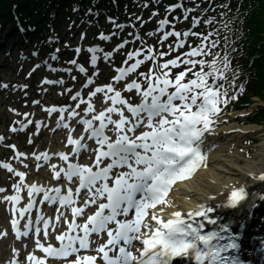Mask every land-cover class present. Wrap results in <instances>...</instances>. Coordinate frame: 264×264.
Listing matches in <instances>:
<instances>
[{"label": "snow or ice", "instance_id": "1", "mask_svg": "<svg viewBox=\"0 0 264 264\" xmlns=\"http://www.w3.org/2000/svg\"><path fill=\"white\" fill-rule=\"evenodd\" d=\"M176 7L170 6L166 12H171ZM179 7L183 9L184 19H188L186 14L190 12V8L183 4ZM223 7L228 8L230 5L225 4ZM156 14L153 12V15ZM136 19L140 20V17ZM179 19L180 17H174L173 21L160 20V29L163 30L168 24L174 25V21ZM109 20L114 22V18L109 17ZM200 20V17H193L191 23L196 25ZM152 34L147 33L149 36ZM101 35L103 39H108ZM188 35L190 33L187 31H163L161 43L169 36L178 38L174 44L169 45L170 53L174 47H183L186 40L182 37ZM216 46L217 41L205 35L199 45L162 62L158 58L168 53L154 51L152 47L129 51L124 62H134L127 67L116 68L118 75H114L112 79L117 83H108L95 87L94 91L89 90V98L97 93H104L105 96L114 93L109 99L113 105L119 104V107L101 106L98 115H93L91 119H81L78 123L87 126L85 134L77 139H73L71 135L68 137L69 144L77 147L68 154H58L63 161H68L61 180L66 179L71 184L78 185L75 193L80 195L81 205L72 206V187L67 189V194L62 193L59 187L43 191L44 200L69 206L73 217L80 216L82 219L79 223L73 220L67 230L61 226L60 231L50 234L46 231L49 222L42 215H36L33 219L31 210L34 201L29 199L27 205L22 206L18 213L20 218L26 220L22 230L18 227V220H12L17 237L31 239L30 231L41 233L42 224L45 229L44 237L51 239L54 235V241L59 243H48L45 246L37 240L35 247L41 249L45 255L38 256L29 251L26 253V260L19 258V250L14 249L9 264H173L176 259L183 260L184 264H193V261L194 264H241L238 256L230 251L238 250L240 245L236 236L231 233L227 236L224 234L227 225L220 224L218 230H203L205 221L212 225L217 224L218 218H212L209 213L229 205L236 207L245 200L247 192L244 186L231 189L230 197L220 199L215 207L205 202L184 215L179 210L172 212L168 219L157 215V212L164 211L162 206H157L168 202L166 197L170 187L177 181L187 179L200 167L206 166V156L201 147L203 138L219 118L222 106L234 99L224 89L223 84L217 83L219 76L214 75L219 71L216 57L211 61L196 59L209 56L211 49ZM120 47L122 45L117 46V50ZM75 51L79 52L80 49ZM141 53L144 60L153 62L147 73L135 71L142 63L138 58ZM217 56L226 70L228 57L220 54ZM111 57L112 52L104 54L105 60ZM71 63L75 64L76 61ZM91 63H97L95 55L92 56ZM179 65L184 66L183 70L173 72V68ZM196 65L201 66L200 70L193 71L192 68ZM206 66L207 71L204 70ZM79 70L86 74L83 67ZM189 72L192 78L185 79ZM141 76L144 77L146 86L138 82ZM235 79L233 75V82ZM49 83L62 84L63 81ZM87 83H93L91 77ZM118 85L121 89L137 95L138 102L122 97V92L117 90ZM243 89L244 85L241 84L237 91ZM72 99L87 103L84 112L94 111L92 103L84 101L80 92ZM60 111L63 113L64 108L61 107ZM113 114L116 118H113ZM78 115L73 110L69 113V119ZM97 120L99 123L95 124L94 121ZM61 125L63 126V119ZM3 139L0 137V140ZM87 140L94 143L89 146L85 142ZM84 154H89V163L69 161V155L75 161ZM3 167L14 171L10 164L5 163ZM16 174L23 181L25 173ZM56 175L60 177L61 174L57 171ZM253 178L264 181V173ZM13 187L16 194L6 195L3 199L18 203L24 185L20 183ZM27 188L29 198L41 191L34 184ZM81 189L86 191L81 194ZM0 192H4V189L0 188ZM216 199L210 197V200ZM90 205H95V208H90ZM27 246L25 242L24 247Z\"/></svg>", "mask_w": 264, "mask_h": 264}, {"label": "bare ground", "instance_id": "2", "mask_svg": "<svg viewBox=\"0 0 264 264\" xmlns=\"http://www.w3.org/2000/svg\"><path fill=\"white\" fill-rule=\"evenodd\" d=\"M102 106H114L107 101L101 102ZM116 107H119L117 105ZM96 109L93 111L95 113ZM98 115V113H96ZM107 115V113H106ZM113 118L115 114H113ZM236 119L230 116L229 121L222 120L216 127L217 138L211 144H208L205 149H202L206 156V166H202L195 171L193 175L187 179L177 181L167 197V203L160 205L163 207V212H157L164 219L171 218V213L174 211H181L184 215L187 211L194 209L198 204L205 202L211 203L213 206L223 199L227 191L234 187L245 186L247 182H257L259 179H254L264 173V130L253 125H245L235 127ZM252 135L260 142L255 148L254 154L245 158V154L238 151V145L241 140L245 139V135ZM234 148V149H233ZM255 191V188L251 190ZM210 197H216V200H210ZM262 203L259 202L258 210L250 212L252 214V229L258 227L257 218L261 211ZM158 207V208H159ZM152 211V210H151ZM64 215H61V214ZM247 212V214H249ZM58 218L55 221L52 233H56L62 228L65 230V223L67 216L66 211H59ZM260 224V223H259ZM259 228V227H258ZM254 230V229H253ZM263 233V230L258 231V238ZM52 237V236H51ZM256 238V245L264 244L263 238ZM53 239V238H52ZM48 238L34 239L39 240L40 243L47 245L53 243L54 240ZM257 247V246H256ZM24 250L23 248H21ZM34 253H40L39 248H30Z\"/></svg>", "mask_w": 264, "mask_h": 264}, {"label": "trees", "instance_id": "3", "mask_svg": "<svg viewBox=\"0 0 264 264\" xmlns=\"http://www.w3.org/2000/svg\"><path fill=\"white\" fill-rule=\"evenodd\" d=\"M23 1L27 4V0H0V19L10 20L12 5L19 6ZM187 1H197L200 7L210 3L208 13L212 14L214 26L225 37L228 49L233 55L234 68L238 69L241 75L247 76L243 79L245 83L247 82V93L241 102L248 103L253 96L264 101V0ZM34 4L37 10L41 6H46L41 0H36ZM225 4L230 7H223ZM23 9L27 10L26 5ZM36 9L31 15L36 13ZM37 19V16H32V20ZM42 23L43 20L39 22L43 28ZM257 117L264 120V109L258 111Z\"/></svg>", "mask_w": 264, "mask_h": 264}, {"label": "rangeland", "instance_id": "4", "mask_svg": "<svg viewBox=\"0 0 264 264\" xmlns=\"http://www.w3.org/2000/svg\"><path fill=\"white\" fill-rule=\"evenodd\" d=\"M68 36V35H67ZM10 66V65H9ZM13 76V78H17V75H15V74H13L12 75ZM22 98H23V96L21 97V98H18V100L16 101V104H17V106L18 107H20L21 106V100H22ZM12 99H16L15 97H13ZM5 100V98L4 99H1V102H3ZM8 101H11L10 100V98L8 97ZM13 101V100H12ZM0 102V108L2 109L4 106H3V104ZM256 105H260L257 101H256V103H255V105H252L251 106V108L252 109H254L255 110V106ZM4 111H7V108H5L4 109ZM9 111V110H8ZM234 114H236L235 112H233ZM232 113V114H233ZM229 114H231V113H229ZM227 117V116H226ZM225 118V117H224ZM260 128L261 129H263L264 130V126H260ZM259 143V142H258ZM257 143V144H258ZM257 147V145H255V146H253V147H251L250 145H248V146H246V147H244V146H241L240 147V149H239V151L240 152H244V150H248V152L250 153V154H254V151H255V148ZM7 252V251H6Z\"/></svg>", "mask_w": 264, "mask_h": 264}]
</instances>
